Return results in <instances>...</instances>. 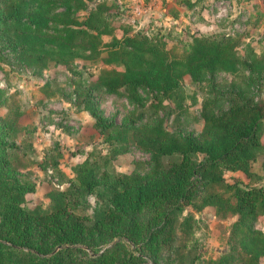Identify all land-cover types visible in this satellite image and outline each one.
<instances>
[{
    "label": "trees",
    "instance_id": "16d2710c",
    "mask_svg": "<svg viewBox=\"0 0 264 264\" xmlns=\"http://www.w3.org/2000/svg\"><path fill=\"white\" fill-rule=\"evenodd\" d=\"M113 10L103 0H0V69L9 56L38 74L51 63L72 68L78 60L119 67L102 68L77 96V105L114 147L112 155L88 154L73 168L69 187L50 193V210L26 206L36 184L21 179L13 165L16 120L0 116V264H196V257L175 247L179 215L187 207H214L217 215L238 217L234 245L212 264H259L264 232L254 223L264 216V186L230 183L225 173L253 177L264 155V100L248 95L252 82L264 84V58L253 53L243 60L235 39L206 36L195 37L190 50L176 56L163 38L117 27ZM117 28L123 29L120 37ZM105 36L112 41L106 43ZM218 71L249 76L244 73L245 88L234 84L224 101L205 98L200 137L173 133L163 123L138 126L142 113L119 124L102 114L96 97L97 91L125 92L144 108L143 91L156 100L171 99L183 111L186 77L198 83ZM2 103L0 91V108ZM131 146L151 155L148 173L115 171L114 157ZM55 170L67 176L58 164ZM89 196L96 197L93 216L84 210Z\"/></svg>",
    "mask_w": 264,
    "mask_h": 264
},
{
    "label": "rangeland",
    "instance_id": "374dc122",
    "mask_svg": "<svg viewBox=\"0 0 264 264\" xmlns=\"http://www.w3.org/2000/svg\"><path fill=\"white\" fill-rule=\"evenodd\" d=\"M103 1L115 8L112 19L117 27L130 25L136 33L163 38L176 56L189 51L195 37L206 36L217 40L235 39L243 60L253 57V53L264 58V0ZM153 2V12L149 14V3ZM97 3L91 4V8ZM138 6H142L144 12L137 11ZM122 34L123 29L117 28L116 36ZM104 41L110 43L112 37L105 36ZM109 67L119 68L108 66L102 60H78L72 68L51 63L48 69L38 74L14 56H9L2 64L0 116L16 120L17 125V136L11 139H15L18 145L11 150L15 159L13 165L21 179L36 184V191L26 198L28 208L39 206L50 210L53 206L50 193L69 187L66 181L68 177L75 178L73 168L88 154L112 155L114 147L107 144L96 129L95 119L77 105V96L82 90L96 82L102 68ZM244 73L249 76L248 72L242 71L237 75L218 71L207 74L198 83L187 76L183 83L187 95L183 111L176 108L173 100H156L152 94L143 91L140 95L146 103L144 108L130 101L125 92L115 96L97 91L96 97L102 114L115 118L119 124L142 113L138 126L163 123L173 133L200 137L204 129L202 110L205 98L220 96L224 101L234 84L245 88ZM251 85L252 93L248 92V95L254 94L264 100V84L259 86L252 82ZM57 164L67 176L63 177L55 170ZM112 164L121 174H146L152 168L151 155L134 146L115 156ZM252 171L253 177L242 172H226L225 177L230 183L238 179L245 186H264V155L259 157ZM87 199L88 206L84 210L93 216L97 208L96 197ZM237 219V216L217 215L214 207H207L202 212L187 207L179 215L175 247H182L190 259L196 257V264H212L229 253L234 245L231 231ZM186 221L188 225L184 224ZM254 227L264 232V216L256 220ZM171 255L175 257L173 253ZM259 264H264V258Z\"/></svg>",
    "mask_w": 264,
    "mask_h": 264
},
{
    "label": "crops",
    "instance_id": "0c3cea01",
    "mask_svg": "<svg viewBox=\"0 0 264 264\" xmlns=\"http://www.w3.org/2000/svg\"><path fill=\"white\" fill-rule=\"evenodd\" d=\"M154 4H155L154 2H153L152 4L149 3V6H150V7H149L148 10H147L148 13L150 12L149 14H151V13L153 12ZM141 7H142V6H138V7H137V11L144 12V11H143V7H142V8H141Z\"/></svg>",
    "mask_w": 264,
    "mask_h": 264
},
{
    "label": "water",
    "instance_id": "95a60500",
    "mask_svg": "<svg viewBox=\"0 0 264 264\" xmlns=\"http://www.w3.org/2000/svg\"><path fill=\"white\" fill-rule=\"evenodd\" d=\"M55 252H57V251H55ZM55 252H54V253H55ZM54 253H53V254H54Z\"/></svg>",
    "mask_w": 264,
    "mask_h": 264
}]
</instances>
